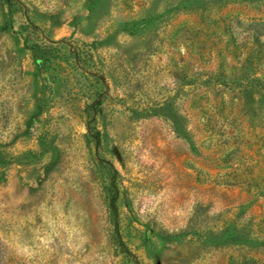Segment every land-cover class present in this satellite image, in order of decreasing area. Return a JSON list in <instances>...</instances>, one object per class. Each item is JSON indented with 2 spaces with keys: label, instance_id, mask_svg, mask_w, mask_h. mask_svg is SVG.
Returning a JSON list of instances; mask_svg holds the SVG:
<instances>
[{
  "label": "rangeland",
  "instance_id": "1",
  "mask_svg": "<svg viewBox=\"0 0 264 264\" xmlns=\"http://www.w3.org/2000/svg\"><path fill=\"white\" fill-rule=\"evenodd\" d=\"M106 162L141 264H264V0H0V264H136Z\"/></svg>",
  "mask_w": 264,
  "mask_h": 264
},
{
  "label": "trees",
  "instance_id": "2",
  "mask_svg": "<svg viewBox=\"0 0 264 264\" xmlns=\"http://www.w3.org/2000/svg\"><path fill=\"white\" fill-rule=\"evenodd\" d=\"M18 1V0H16ZM100 100H97L93 103V106L94 108L98 105H100ZM89 133H91L93 139L95 140V144L97 146V148L100 146V143H101V134L100 132L96 131V132H93L92 128H89ZM104 161V160H103ZM108 163V165L110 166L111 170H112V178H111V182H112V186H113V191H114V195L113 197L111 198V208L113 210V213L115 215V218H116V233H117V236H118V239H119V244L121 246V250L127 254L131 259H133V261L136 263V264H141L138 257L130 251V249L127 247V245L125 244V242L123 241L122 237H121V234L119 232V227H118V221H119V210H118V207H117V201H118V188H117V185H116V179H117V176H118V170L115 168V166L110 163V162H106Z\"/></svg>",
  "mask_w": 264,
  "mask_h": 264
}]
</instances>
